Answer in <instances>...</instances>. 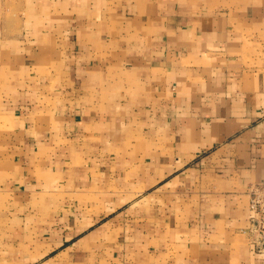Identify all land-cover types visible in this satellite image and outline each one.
<instances>
[{"label":"crops","instance_id":"1","mask_svg":"<svg viewBox=\"0 0 264 264\" xmlns=\"http://www.w3.org/2000/svg\"><path fill=\"white\" fill-rule=\"evenodd\" d=\"M264 0H0V264H264Z\"/></svg>","mask_w":264,"mask_h":264},{"label":"built area","instance_id":"2","mask_svg":"<svg viewBox=\"0 0 264 264\" xmlns=\"http://www.w3.org/2000/svg\"><path fill=\"white\" fill-rule=\"evenodd\" d=\"M249 208L250 224L247 232L251 241L260 249H264V180L250 186Z\"/></svg>","mask_w":264,"mask_h":264}]
</instances>
